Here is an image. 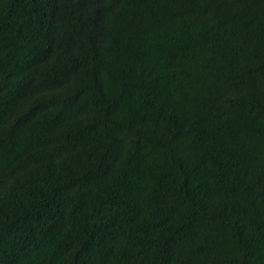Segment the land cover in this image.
<instances>
[{
	"label": "trees",
	"instance_id": "trees-1",
	"mask_svg": "<svg viewBox=\"0 0 264 264\" xmlns=\"http://www.w3.org/2000/svg\"><path fill=\"white\" fill-rule=\"evenodd\" d=\"M0 264H264V0H0Z\"/></svg>",
	"mask_w": 264,
	"mask_h": 264
}]
</instances>
